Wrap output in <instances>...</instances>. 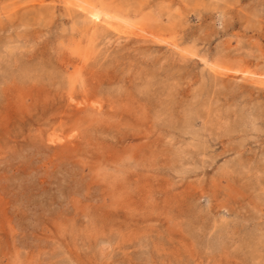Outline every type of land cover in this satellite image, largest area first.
Masks as SVG:
<instances>
[{
	"label": "rangeland",
	"instance_id": "rangeland-1",
	"mask_svg": "<svg viewBox=\"0 0 264 264\" xmlns=\"http://www.w3.org/2000/svg\"><path fill=\"white\" fill-rule=\"evenodd\" d=\"M64 1L0 0V264H264V0Z\"/></svg>",
	"mask_w": 264,
	"mask_h": 264
},
{
	"label": "bare ground",
	"instance_id": "bare-ground-1",
	"mask_svg": "<svg viewBox=\"0 0 264 264\" xmlns=\"http://www.w3.org/2000/svg\"><path fill=\"white\" fill-rule=\"evenodd\" d=\"M81 0H65L64 1V3L66 4V5H69V7H71V6H73V7H76V9L78 8V9H82V10H86V12H88L89 13V15H90V17L92 18V19H97V17H99L98 16V12H96V10L94 9V8H92L91 6H88V5H86V4H81V2H80ZM63 3V4H64ZM90 5V4H89ZM87 13V14H88ZM102 16L103 17H105V19H108V20H114L115 22H119V23H116V26L113 24V23H111V22H109V21H107V24L108 25H110L111 27H115L114 29H116V27H124V26H126V25H129V22L128 21H124V20H122V18H119V16H115V15H112V14H110V13H104V14H102ZM122 24L121 26L119 25V24ZM205 64L206 65H208L209 66V64L207 63V62H205ZM210 66H211V64H210ZM213 67V66H212ZM217 69V68H216ZM223 71V70H222ZM221 72V71H220ZM224 73V72H223ZM225 74V73H224ZM76 101V100H75Z\"/></svg>",
	"mask_w": 264,
	"mask_h": 264
}]
</instances>
